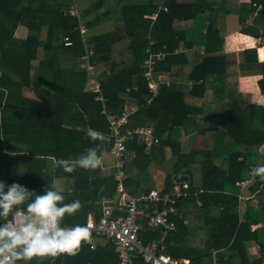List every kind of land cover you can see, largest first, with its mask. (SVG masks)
I'll list each match as a JSON object with an SVG mask.
<instances>
[{"label":"trees","instance_id":"16d2710c","mask_svg":"<svg viewBox=\"0 0 264 264\" xmlns=\"http://www.w3.org/2000/svg\"><path fill=\"white\" fill-rule=\"evenodd\" d=\"M74 3L76 12L71 13L73 3L61 0H0V181L43 194L47 184L66 178L69 187L57 190L65 203L79 199L83 208L66 215L62 225H84L89 212L102 215L104 201L117 192V181L114 137L104 104L97 99L100 93L92 87L98 82L109 111L121 112L125 103L136 105L128 127L149 120L160 139L149 153L140 137L127 142V191L134 196L153 188L167 192L177 185L174 174L190 176L176 228L162 241L164 251L189 259V264H264V181L257 178L252 196L241 193L242 184L253 179L250 170L264 164V104L247 101L210 125L200 123L217 101H242V74L260 73L264 94L258 45L243 49L241 60L231 59L221 27L223 18L233 17L241 32L263 39L264 0ZM106 21L112 27L100 28ZM123 40L128 44L117 52L116 44ZM88 49L93 50L89 60ZM160 50L167 55L154 63L153 79L160 82L154 95L144 61ZM88 63L94 65L93 73ZM89 127L110 137L98 150L102 169L53 172V159L75 158L96 147L86 136ZM194 130L203 134L202 147L183 150L184 138ZM109 165L112 171L106 173L103 167ZM152 166L168 171L162 187L156 186ZM120 214L124 211L115 208L113 215ZM91 235L92 244L84 243L75 256L34 258L30 264H119L115 243ZM162 235L161 228L147 224L140 230L144 243L160 241ZM251 241L260 246L261 256L249 255ZM133 258L134 264H151L141 254Z\"/></svg>","mask_w":264,"mask_h":264},{"label":"built area","instance_id":"2783aa9c","mask_svg":"<svg viewBox=\"0 0 264 264\" xmlns=\"http://www.w3.org/2000/svg\"><path fill=\"white\" fill-rule=\"evenodd\" d=\"M70 12H76L75 3L71 5ZM84 31L85 27L82 26V32ZM71 43L72 41L69 37H66L65 44L70 45ZM87 51L85 57L89 60L93 50L88 49ZM166 55L167 52L164 50L152 52L149 58L144 61L148 65L145 76L154 95L160 89V82L154 80L152 75L154 63L165 59ZM88 68L90 73L94 72L93 64L88 63ZM92 87L100 93L97 99L104 104L103 113L107 115L109 129L114 137L111 152L115 157L114 167L117 192L112 199L103 204L102 215L96 218L89 212L84 225L90 226L91 232L105 236L115 243L120 258L119 264H134L133 256L135 254H141L151 264H189V259L176 257L164 251L165 247L162 243L167 232L176 228L175 217L181 216L179 201L182 196H187L188 192L185 189L189 187V182H182V185L180 183L173 190L167 192L153 188L149 192L134 196L127 191L124 184L126 178L124 166L126 163L127 142L140 137L146 143V152L149 153L152 145L159 143L160 139L155 136L154 125L149 120L143 125L128 127L131 115L138 109L136 105L125 103L121 112H111L106 105V99L100 84L92 82ZM237 184L241 185V182ZM115 208L124 211V214L114 216ZM147 209H150L149 215L147 214ZM146 224L151 229H162L163 235L160 241L143 242L140 238V230ZM62 226L73 227V225Z\"/></svg>","mask_w":264,"mask_h":264},{"label":"clouds","instance_id":"9594fccd","mask_svg":"<svg viewBox=\"0 0 264 264\" xmlns=\"http://www.w3.org/2000/svg\"><path fill=\"white\" fill-rule=\"evenodd\" d=\"M86 136L96 147L86 148L75 158L53 159L50 165L53 172L57 168L68 174L77 169L91 173L102 169L98 150L110 142V137L91 127L86 130ZM249 175L264 181V164L253 167ZM65 200L55 182L47 184L40 194L19 183L6 185L0 181V264H30L34 258H55L62 254L75 256L84 243L91 245L90 226H62L66 215L73 216L83 208L79 199L70 203Z\"/></svg>","mask_w":264,"mask_h":264},{"label":"crops","instance_id":"0c3cea01","mask_svg":"<svg viewBox=\"0 0 264 264\" xmlns=\"http://www.w3.org/2000/svg\"><path fill=\"white\" fill-rule=\"evenodd\" d=\"M73 1L75 2V0ZM65 2H68V1H65ZM252 19H253V16L249 18L248 24L252 22ZM221 27H222V34L225 36L227 53L231 59L241 60L243 58V55H242L243 49H245L246 47L258 45L257 51H258L259 60H264L259 55L260 47H264V38L263 39L254 38L253 36H250V35H247L241 32L240 31L241 25H238L236 19H234L233 17L223 18L221 20ZM260 77H261L260 73L242 74L240 77L239 89H240L241 94L249 96V98L248 99L246 98V100L243 102L240 101L241 103L240 102L236 103V105H232V103H227V104H230L231 106L228 108H227L226 103H223V102L221 103L217 101L215 105L213 106V110L211 113L205 114L202 117H200V121H201L200 123H205L206 125H210L211 122H213L214 120H219L220 118H223V115L226 110L233 108V107H244L246 105L245 102L247 101L256 102L258 104H264V94L261 92L259 84H258V79ZM190 84L191 82L189 84L185 83L183 84V87L188 88ZM242 97L243 96L240 97V100ZM223 105H226V107H223ZM202 144H203V134L199 130H194V131H191L189 134H187L186 137L184 138L183 150L188 151L190 149H195V148L200 149L202 147ZM263 149H264V146H263ZM103 168L106 173L112 171L111 165L104 166ZM151 169L154 173L156 186L162 187L165 184V177L168 171L166 169H157L154 166H152ZM179 174H182V173H179ZM55 182H56L57 188L60 190H64L69 187V183L66 178H57ZM59 182H63L61 185L63 187L62 189L58 187ZM66 182H67V185L64 184ZM176 184L178 185L179 183H176ZM245 184L242 185L241 193H242V190ZM108 200L104 201V203H106ZM65 226H69V225H65ZM115 250H117L116 245H115ZM247 250L251 257L261 256L260 246L254 241L247 243Z\"/></svg>","mask_w":264,"mask_h":264},{"label":"rangeland","instance_id":"374dc122","mask_svg":"<svg viewBox=\"0 0 264 264\" xmlns=\"http://www.w3.org/2000/svg\"><path fill=\"white\" fill-rule=\"evenodd\" d=\"M63 3H65V1H68L67 3H73L74 1L73 0H61ZM105 24L104 25H100V28H102V29H106L107 27H112V25H111V23L110 22H104ZM128 44V41L127 40H123V41H121V42H119V43H117L116 44V47H115V49H116V51L118 52V51H120L122 48H124L126 45ZM259 55L262 57V58H264V56L260 53V50H259ZM242 98H241V100L242 101H245L246 100V98L248 99L249 98V96H246V95H243L242 94ZM241 103V102H240ZM227 104V103H226ZM232 105H236V103H232ZM223 107H226V105H223ZM228 107H231L230 106V104H227V108ZM199 174V175H198ZM195 180L198 182V181H200V171L196 174L195 173ZM158 181H159V179H158ZM62 183L63 182H59L58 183V187L59 188H63L61 185H62ZM65 185H67V182L66 183H64ZM64 186V185H63Z\"/></svg>","mask_w":264,"mask_h":264},{"label":"water","instance_id":"95a60500","mask_svg":"<svg viewBox=\"0 0 264 264\" xmlns=\"http://www.w3.org/2000/svg\"><path fill=\"white\" fill-rule=\"evenodd\" d=\"M175 182L176 183H182V182H189L190 176L187 174H174ZM257 178H253L251 181L247 182L242 190V195L244 197H250L252 196L251 186L255 184ZM26 207V206H25Z\"/></svg>","mask_w":264,"mask_h":264},{"label":"bare ground","instance_id":"6f19581e","mask_svg":"<svg viewBox=\"0 0 264 264\" xmlns=\"http://www.w3.org/2000/svg\"><path fill=\"white\" fill-rule=\"evenodd\" d=\"M260 53L264 56V47H260Z\"/></svg>","mask_w":264,"mask_h":264}]
</instances>
